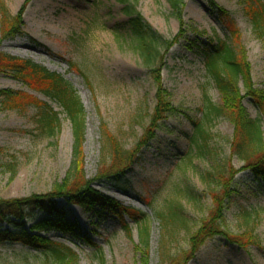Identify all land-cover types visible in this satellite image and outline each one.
I'll use <instances>...</instances> for the list:
<instances>
[{
    "label": "rangeland",
    "instance_id": "obj_1",
    "mask_svg": "<svg viewBox=\"0 0 264 264\" xmlns=\"http://www.w3.org/2000/svg\"><path fill=\"white\" fill-rule=\"evenodd\" d=\"M20 25V34L5 38L0 19V53L29 60L60 75L76 91L84 110V143L79 174L89 181L95 195L118 206L115 214L90 206L61 205L64 218L76 226L73 235L57 231L39 235L61 247L70 248L71 264H160L161 230L154 212L169 198L180 181L179 159L188 151L187 137L192 121L201 118L205 100L221 105L209 82L198 48L214 47L221 41L245 56L248 78L239 83L242 106L259 120L264 140V115L247 95L246 83L254 92H264V41L252 30L246 15L249 0H183L181 27L166 0H130L141 17L166 41H177L164 53L158 67L159 86L169 95L174 112L157 123L153 139L139 146L140 161L124 173L123 189L94 182L100 172L102 127L124 150H132L143 137L155 110L157 75L145 66L132 39L127 19L116 0H2ZM212 2L226 13H218ZM232 32L234 34H232ZM237 46L240 49H237ZM198 47V48H197ZM0 91L19 92L45 102L58 113L60 128L55 136L40 134L34 123L35 109L10 110L0 105V200L42 196L65 181L72 160L73 135L62 109L51 99L0 73ZM212 135L210 156L218 164L230 158L234 126L225 118L206 124ZM208 159H194L186 171L201 196L197 207L187 206L190 220L170 244V255L188 251L189 238L212 208L199 173L211 168ZM235 170L243 164L230 159ZM108 163V162H107ZM230 203L223 201V217L230 233L238 235L254 227L264 250V184L247 171H239ZM98 210V211H97ZM122 211V212H119ZM145 215L148 245L141 244L140 227L130 214ZM245 214L249 217L246 218ZM43 215L36 213L33 220ZM34 221H26L29 231ZM7 227V226H6ZM9 229L12 227L8 226ZM129 230V234L126 233ZM52 254H41L14 243H0V264H56ZM182 264H264V253L255 247L241 249L216 237Z\"/></svg>",
    "mask_w": 264,
    "mask_h": 264
},
{
    "label": "trees",
    "instance_id": "obj_2",
    "mask_svg": "<svg viewBox=\"0 0 264 264\" xmlns=\"http://www.w3.org/2000/svg\"><path fill=\"white\" fill-rule=\"evenodd\" d=\"M122 7V14L127 19V27L132 39L136 42L139 56L142 63L151 67L157 75L158 85L156 97L157 103L151 116L150 123L145 129L143 137L132 150H124L121 143L109 134L105 127H102L99 134L101 143V162L99 168H105L95 177L94 182L107 184L123 189L122 184L125 172L132 164L140 161L137 154L139 146L147 147L153 139V132L157 123L165 119L166 114H171L174 109L171 106L168 93L159 86L158 67L163 64L164 53L174 45L177 36L166 41L159 35L137 12L135 4L130 0H116ZM171 10V16L176 18L183 27L182 11L183 0H166ZM210 5L225 16L223 10ZM246 15L252 26L253 32L264 41V0H249ZM0 19L4 25V37L12 39L20 34V25L17 17L10 14L4 2L0 0ZM232 34H234L232 32ZM214 47L198 48L204 59V68L209 82L218 91L221 98V105H215L205 100L201 118L192 121V133L187 137L188 151L179 159L184 160L180 167L179 174H182L180 181L174 186L175 197L169 198L163 206L154 212L155 219L161 230L160 264H182L188 258H192L209 241L221 237L230 245L241 249L255 247L264 253L261 241L255 234L254 227L234 235L227 229L223 217V201L228 203L234 197L231 184L239 171H247L257 180L264 184V140L259 120H253L242 106L243 96L239 92V83L243 77L248 78V63L245 56L240 55L229 45L221 41L216 42ZM237 49H240L237 46ZM0 73L11 74L18 82L31 90L38 92L54 101L63 111L69 121L73 135L72 160L68 175L65 181L56 185L51 192L42 196H34L27 199L0 200V243L9 242L28 247L41 254H52L57 261L56 264H71L76 258L70 248H63L39 234L42 232L57 231L63 235H73L76 226L64 218L61 205H81L89 207L86 201L92 203L101 213H114L118 206L102 196L95 195L89 188V181H86L79 174V157L84 143L85 120L84 110L76 91L60 75L49 72L45 68L34 64L29 60H23L10 55L0 53ZM247 95L250 100L264 115V92H254L250 82L246 83ZM0 105L10 110H26L30 107L35 109L34 123L40 134L55 136L60 128L59 114L54 112L45 102L38 101L30 95L19 92L0 91ZM227 119L235 129L233 140L230 142V158L224 163L218 164L212 160L210 149L212 146V135L208 132L206 124L217 118ZM232 158L243 164L239 171L231 164ZM194 159L210 161L211 168L199 173V180L205 186L207 195L210 198L212 208L208 216L201 220L195 232L189 238L188 251L177 256L170 255V244L179 230H186L189 227L185 212V205L197 207L201 196L186 176V171ZM108 162V163H107ZM98 211V210H97ZM122 212V211H119ZM36 213H42V217L33 220ZM117 214V212H116ZM133 222L140 227L141 244L148 245V231L145 227V215L133 212L130 214ZM246 218L249 217L245 214ZM34 221L29 231L25 229L26 221ZM7 226V227H6ZM12 229H9V227ZM126 233H130L128 229ZM146 264V261L143 262Z\"/></svg>",
    "mask_w": 264,
    "mask_h": 264
}]
</instances>
